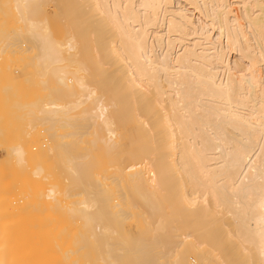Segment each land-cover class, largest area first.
I'll list each match as a JSON object with an SVG mask.
<instances>
[{
    "label": "bare ground",
    "instance_id": "1",
    "mask_svg": "<svg viewBox=\"0 0 264 264\" xmlns=\"http://www.w3.org/2000/svg\"><path fill=\"white\" fill-rule=\"evenodd\" d=\"M8 2L20 25L15 45L33 56L26 62L39 76L52 77L38 112L23 108L40 123L19 109L53 139L40 148L64 154L57 158L67 161L70 182L87 195L97 189L93 156L78 151L76 137L115 154L109 228L92 203L90 211L80 201L72 207L89 236L112 241L104 246L111 264H264V0Z\"/></svg>",
    "mask_w": 264,
    "mask_h": 264
},
{
    "label": "rangeland",
    "instance_id": "2",
    "mask_svg": "<svg viewBox=\"0 0 264 264\" xmlns=\"http://www.w3.org/2000/svg\"><path fill=\"white\" fill-rule=\"evenodd\" d=\"M6 2H7V0H3V1L0 0V45H1L0 47L3 48V45L1 44L2 39L4 41L3 44L5 43L4 44L5 48H3L2 50L0 49L1 50V52H0V130H1L0 131V135H1L0 136V143H1L0 144V149H1L0 150V172L2 173V174L0 173V207H1V209H0V212H1L0 213V223H2V224H0V226L2 225V227H0V247L2 248V249H0V264H13V263L14 264H20V263L21 264H49V263L54 264V262H55V264H82V263L83 264H90L92 262L95 264H111V262H113V260H114V259H112L113 254L110 257H109V255L105 254L106 247H104L105 244L110 242L111 240H109V239L107 240V238H104L103 236L97 237L95 239L92 236H89L90 233L87 234L85 232V230H86L85 229V221L86 220H83L85 218L82 217V215H80V214H77V216H76V214H74L72 212V209L75 208L73 206H76V205L80 206L79 203L81 202L80 207H85L88 205L89 211H90V206L92 203V206H94V207L92 208L91 212H94V213H96L98 210L102 211L103 213L105 211H107V212L110 211L107 209H110L109 207H110V205H112L111 201L113 200V194H114V187L112 186V184H113L112 178H113L114 173H115L114 168H113L115 165V161H114L115 159L113 160L114 163H112L111 161L114 158L115 154L113 153V151L111 153H110V150L107 151L105 146L101 143L100 144L103 147L100 149H99V147H101V146L99 143H97V144L95 143L93 145L92 137L87 136L88 137L87 139H86V137L84 139H82L83 137L82 138L78 137V136L76 137L79 141L80 140L82 141L81 144L80 143L76 144V146L78 147V151H80V153H82V151L87 153V151H88V153L91 152L88 155H90L91 157L93 156L92 157L93 161H91V163H90V165L92 164L91 165L92 168L88 165L89 168L91 169V171H90L91 173H89V175H90V179H91V176L94 175L92 177L93 179H91V181L93 180L92 183H94V186L97 189H94L95 192L93 191L94 187L91 188L90 190L88 189L90 194L92 195L91 196L90 194H88L90 196L89 197L86 194L87 191L86 192L82 191V190L78 189L79 187L76 189L77 186L74 184V182H73V185L70 182V181H72L71 174H70L71 171L68 169L69 172H67V170L65 169V167L68 166V164H66L67 161L61 162V160H59L57 158L60 155H57V152L54 153L55 152L54 148H52V149H54V152H52L51 151L52 149L50 150V148H48V147L45 149L40 148V146L43 147V145H45L47 143V141L50 142L51 140H49V139H52V138L50 137L49 139H47L48 136L46 135L45 132H42L44 130H41V128L40 129L38 128L39 126H35V125H33L32 127L28 126L31 123L35 124V123H40V122L35 121L33 119V118H35L34 116L29 117L26 115L34 113L36 110L32 111L31 113H29V112L31 110H33L35 106H36L35 109L37 108V112H38V108L40 107L39 103L42 104L41 102L45 101V98H47L48 92L45 91V89L48 90L47 88L50 87L49 85L47 86V84L51 83L52 77L49 75L50 73L49 74L47 73L48 76L51 77L50 82H47V80H49V77L46 76L47 74H45V76L42 77L43 74L40 73V74H42V76L41 75L40 76L44 79V82L46 81L45 85L47 87L43 86L44 84H40V82L43 81V79H41V77L39 76V72H38V71H41L40 70L41 68L39 67L38 69H36L35 68L36 64H33V62L32 63L30 62L31 64L27 63L29 60L33 61V58H32L33 56L30 55V53H28L29 55H27L26 52L22 51L23 49L21 50L22 47L15 45V41H14L15 37H14L13 33H15V31H16L15 28L18 29L20 25L18 24L19 22L17 23V21H16L17 18H15V17H18L14 13L16 11L12 10L13 7H10L13 5H10V3L8 2L7 3V4H9V8H8L7 4L4 5V3H6ZM4 6H6V8ZM5 10H6V12H5ZM12 12L15 14L14 17L11 16V15H13ZM12 17L15 18V20ZM11 19H12V21H11ZM6 20L7 21L10 20L11 22L8 21L9 22L8 23ZM12 30H15V31H12ZM6 48L7 49L10 48V49L7 50ZM19 48H20V50H19ZM3 50H7V51L3 52ZM8 51L11 52V54ZM12 52L15 54L12 55L13 54ZM20 52H21V54H20ZM23 53H25L26 55ZM10 55L13 57H11ZM23 56H25V57H23ZM28 56L29 57L32 56V57L29 58ZM23 61L24 62L27 61V62L24 63ZM89 63L90 62H88V65H87L88 67H89ZM91 64L92 63H90V65ZM22 65H24V66H22ZM90 67L92 68L93 66H90ZM90 67H89V69H90V71H92L93 68L91 69ZM35 73H38V76L40 77V81H39V78L37 77V74H35ZM91 75H94V74H92V72H91ZM96 75H98V74L96 73ZM32 76H33L34 80L37 79L38 82L34 81ZM17 78H18V80H17ZM46 78H47V80H46ZM40 87L41 88L43 87V88L41 89ZM26 88H28V89H26ZM39 90H42V91L44 90V93L42 92V94H41ZM41 98H43V99H41ZM39 99H41L42 101L40 100L39 103H36L39 101ZM29 107H31L32 109H30ZM23 108L30 109V110H28L29 112H26L27 110L25 111V109H23ZM19 109L21 111H25V112H23V114L27 113V114H25V116L27 117L26 119H29L30 121L33 119V121L29 122V120L25 119V116L22 117L23 114H21ZM30 118H32V119H30ZM25 120L27 122H29V124H27V122ZM40 125H42V124H40ZM30 130L33 131L34 133L31 132ZM29 132H31V134ZM28 133H29V135H28ZM42 133H44V135H46V136H44ZM24 134H26V135H24ZM48 134H49V132H48ZM17 136H19V137H17ZM84 140H86V141H84ZM74 141H75V139H74ZM76 142H78V141H76ZM94 142H97V141L95 140ZM84 143L86 144V146ZM11 144H12V146H11ZM53 144H52V146H53ZM79 144L82 146H80ZM83 144H84V146H83ZM3 145H4V148H3ZM15 145H16V148L19 146H23L27 150L26 156L24 154L25 157L24 156L19 157V158H21L20 159L21 161L23 160L22 157L24 159H26V160H23V162H21V161L19 162V160H18L19 158L17 157V156H19L18 154H17V156H14L15 151L11 152L14 149ZM6 147H8V148H6ZM81 148H83V149H81ZM31 149L33 150V152H31L32 154L29 153ZM89 149H90V151H89ZM35 150L36 151L38 150L37 152L38 153L41 152V154H37V152ZM56 150H58V149H56ZM101 150L104 152H102ZM2 154H3V157H1ZM11 154H13V155H11ZM28 155H32V156L34 155L33 156L34 158L32 156H31L32 158L31 157L29 158ZM62 155H64V154H62ZM110 155H113V156H111L112 158H110ZM107 156H108V158H107ZM4 157H5V159H4ZM88 157H87V159H88ZM90 158L88 160L86 159L87 163L90 162ZM29 159H30V161H29ZM53 159L55 162L53 161ZM94 159H96V161ZM6 160L8 161V163ZM19 164L22 167H20ZM98 164H99V166H98ZM24 165H25V167H24ZM37 169H38V171H37ZM4 170H8V171L4 172ZM18 170L21 172H19ZM22 170L23 171L25 170V171L23 172ZM59 170H61V171L63 170V172H61ZM92 172L94 173L93 175H91ZM97 172H99V173H97ZM20 173H22V174H20ZM63 174L64 175L66 174V175L64 176ZM67 174H69V175L67 176ZM34 178H35V180H34ZM62 179L64 182L62 181ZM47 183H49V185ZM64 183H65V185H64ZM68 183L71 185H69ZM47 185H48V187H47ZM9 186L12 188H10ZM22 186H23V188H22ZM73 186H75V187H73ZM56 187L58 188V190ZM80 188L84 189L82 187H80ZM4 189H6V190H4ZM20 189H22V190H20ZM51 189L55 190V192L57 194H56L55 200L49 199V201H48V198H47V196L49 195L48 191ZM19 190L22 192L24 190L26 195L23 193L20 194ZM85 190H87V189L85 188ZM31 192H33V193H31ZM71 192H72V195L74 197L71 195ZM79 192H82L83 195L85 192V195L83 196ZM100 192H102V193H100ZM77 193H79L80 195L79 194L78 195L82 196V198L77 197ZM13 194H15V195H13ZM21 195L23 198L21 197ZM70 195L73 198H70L69 197ZM95 195L99 196V198ZM91 197H92V199L96 198L95 200L97 201L98 204L96 203L95 200H93V201L95 204H97V206L93 203ZM86 198H87V200H86ZM1 199H3V200H1ZM76 199H77V201H76ZM83 200H84V202H87L88 204L82 203ZM98 200H101V201H98ZM108 200L110 203L108 202ZM40 201H41V203H40ZM60 201H62V202H60ZM78 201H80V202H78ZM101 203H103L104 206ZM33 204H34V206H33ZM45 204H46V206H45ZM83 204H84V206H82ZM40 205H42V206H40ZM77 206H76V208H78ZM41 207H43V208H41ZM36 211H38V212H36ZM100 211H98L99 214L101 213ZM2 213L4 215H2ZM108 215H109V213L103 215L104 220H103V223L101 222V224H102V226H104V227L107 226L109 228L110 217ZM97 217H98V215H97ZM97 217H95L94 220L97 219L99 221L98 223H100V220L103 218H101V215L98 218ZM55 218H57V219L55 220ZM64 218H66V219H64ZM12 221H13V223H11ZM7 222H9L10 224ZM83 222H84V224H83ZM6 223H7V225H6ZM101 224H100V226H101ZM3 226H5L6 229ZM57 227H59V228H57ZM60 228H61V230H60ZM57 230H58V232H57ZM62 232L64 233V235ZM85 233H86V235H85ZM5 235H7V237ZM80 235L83 238L79 237ZM3 236H5V237H3ZM67 236H69V237H67ZM58 237H60V238H58ZM62 237H64V238H62ZM88 237H89V239H88ZM55 239H57V241ZM59 239H60V241H59ZM66 239H68V240H66ZM91 240L93 241V244H92ZM4 241H6L5 244H4ZM87 241H88V244H87ZM90 241H91V243H90ZM7 242H8V244H7ZM85 242H86L87 246L88 245L90 246V248H88L86 246V244L84 245ZM55 243H56V245H54ZM81 243L83 244V247L85 246L86 248L85 247L83 248L81 246L82 245ZM12 245H13V247H12ZM59 245H60V247H59ZM70 245H73V246H70ZM17 246H19V247H17ZM91 246L93 248H91ZM5 247H6V249H5ZM23 248H24V250H23ZM80 248H82V251ZM7 249H9L10 251ZM74 249H76V251ZM79 249H80V251H79ZM87 249H90V250L87 251ZM53 250H55V252ZM107 250H110V249L107 247ZM92 251H94V252L92 253ZM97 252H100V253L97 254ZM76 253L78 255H76ZM84 254H86V255H84ZM87 255H89V256H87ZM20 256H22V257H20ZM102 256L104 259L102 258ZM86 257H88V258H86ZM10 258H11V260H10ZM50 258H52V259H50ZM85 258H86V261H85ZM89 258H90V260H89ZM81 259H83V260H81ZM13 260H15V261H13ZM118 261H120V260H118ZM124 261L128 262L127 259ZM121 262H123V261L121 260ZM129 262L131 263V261H129ZM129 262H128V264H129ZM118 264H121V263L118 262Z\"/></svg>",
    "mask_w": 264,
    "mask_h": 264
}]
</instances>
